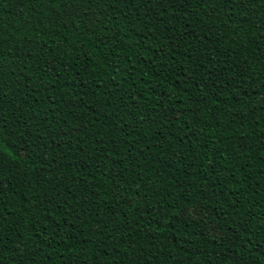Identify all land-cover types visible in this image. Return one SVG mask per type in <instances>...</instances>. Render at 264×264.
<instances>
[{"label": "trees", "instance_id": "trees-1", "mask_svg": "<svg viewBox=\"0 0 264 264\" xmlns=\"http://www.w3.org/2000/svg\"><path fill=\"white\" fill-rule=\"evenodd\" d=\"M0 148V264H264V0H0Z\"/></svg>", "mask_w": 264, "mask_h": 264}, {"label": "snow or ice", "instance_id": "snow-or-ice-1", "mask_svg": "<svg viewBox=\"0 0 264 264\" xmlns=\"http://www.w3.org/2000/svg\"><path fill=\"white\" fill-rule=\"evenodd\" d=\"M0 150H2V148H0ZM9 154H11V153H9Z\"/></svg>", "mask_w": 264, "mask_h": 264}]
</instances>
